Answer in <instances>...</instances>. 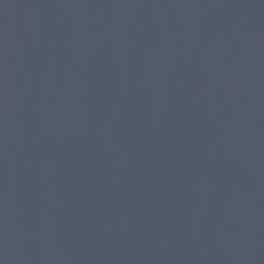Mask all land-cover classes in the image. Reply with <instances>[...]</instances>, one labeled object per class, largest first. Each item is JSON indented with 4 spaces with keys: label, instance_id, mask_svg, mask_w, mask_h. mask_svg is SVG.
<instances>
[{
    "label": "water",
    "instance_id": "obj_1",
    "mask_svg": "<svg viewBox=\"0 0 264 264\" xmlns=\"http://www.w3.org/2000/svg\"><path fill=\"white\" fill-rule=\"evenodd\" d=\"M0 264H264V0H0Z\"/></svg>",
    "mask_w": 264,
    "mask_h": 264
}]
</instances>
